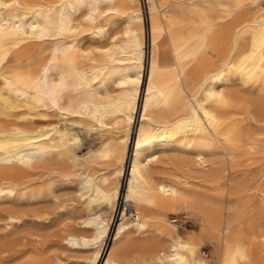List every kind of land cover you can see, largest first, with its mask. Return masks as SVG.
<instances>
[{"label": "bare ground", "instance_id": "6f19581e", "mask_svg": "<svg viewBox=\"0 0 264 264\" xmlns=\"http://www.w3.org/2000/svg\"><path fill=\"white\" fill-rule=\"evenodd\" d=\"M147 1L151 68L136 146L129 155L128 199L136 210H123L116 232L119 251L110 252L105 264H264L256 243L264 234L249 233L238 215L213 199L206 184L193 181L216 177L214 145L225 157L233 156L230 138L222 133L230 102L226 83L233 74L245 83L264 75V15H248L249 0ZM79 12L90 24L86 29L92 40L106 38L110 30L104 22L113 18L122 32L109 34V42L95 44V51L82 44ZM145 35L139 0H0V115L25 107L26 113L41 117L33 128L20 124L21 119L0 125V264H55L59 256L31 245L29 236L32 226L60 214L61 207L79 215L76 227L83 231L68 234L66 243L94 245L90 264L101 262L117 188L113 191L108 173L95 175L88 164L107 165L117 173L127 161L144 80ZM217 39L216 50L211 43ZM30 43H49L48 53L42 48L33 56ZM113 83L117 94H104ZM51 107L102 125L115 120L122 135L107 141L89 161L74 151L79 137L50 119ZM167 162L193 167L194 175L155 168ZM56 171L59 183L43 182L45 173ZM60 186L73 190L64 204ZM151 204L164 211L181 208L198 228L182 235L175 216L166 222L162 216L167 213L151 215ZM22 226L27 227L15 231ZM208 243L214 258L203 251Z\"/></svg>", "mask_w": 264, "mask_h": 264}, {"label": "rangeland", "instance_id": "374dc122", "mask_svg": "<svg viewBox=\"0 0 264 264\" xmlns=\"http://www.w3.org/2000/svg\"><path fill=\"white\" fill-rule=\"evenodd\" d=\"M38 1L40 0H24V4L25 3L32 4ZM41 1H48V0H41ZM139 1L146 27V35H145V43H144L146 54L143 62L144 80L143 83L141 84L142 89L140 90V96L134 110L135 115L133 117V120L131 121V126H130L131 134L129 137L130 140L127 148L128 150V156L126 159L127 161H125L124 166L122 167L123 169L117 172L118 174L114 172L113 167L107 165L97 166V164L95 165V163L88 164V168L95 175L99 176L102 175L103 173H108L111 177V182H112L111 187H113V191L117 188V198L114 201L116 212L114 211L115 214H113L112 217L113 221L110 224V230L104 238L105 248H104V252H103L104 254L102 260L100 263H96V264H105V261L109 256L110 252L117 253V251H119V245H118L119 242L117 243L116 232L118 229V225L121 221L122 212L125 208L128 209L129 213H132L136 210L134 202L128 199L129 184L131 180L130 153H132V150L136 146L139 128L142 120L143 104H144L143 102L147 93V86H148V80H149V74L151 68V55H152L151 54L152 33H151L149 5L147 0H139ZM246 12L248 15L253 17L264 15V0H252V1L249 0L248 5L246 7ZM81 16L82 14L79 12L77 14V18L80 20L77 19V22L79 23L81 22L80 30L82 29V37H83L82 44H84L85 46H88L90 44V46L88 47L94 49L95 51H96L95 44L96 45L106 44L110 40L109 36L113 34L114 31L122 32L121 23L117 22V20L113 18L112 20H108L107 22H104L106 24L105 25L106 30H110L107 32L106 38H103L101 43L92 40L90 38L88 29H86L89 28L90 24L86 19H84V16L82 17ZM111 23L113 24V26L111 25ZM83 25L85 26V28ZM120 32H118V35L121 34ZM219 41L220 40L218 39L213 41L211 43V47L217 50V47L220 46ZM49 47H50L49 43L29 44L30 53L34 54L33 56L39 54V51L42 48L46 49V51L43 53L44 55H46L48 53ZM35 50L37 51V53ZM219 55L220 54H216V56L214 57H218ZM108 91L109 92L112 91L113 93L110 94L112 96H115V94H117L118 92V86L114 83L110 84L108 85L107 91L103 90L102 92L104 93ZM226 91L228 93L230 102L229 105L226 107V111H225L226 121L222 126V133H224L225 136H228L230 138L228 142L233 149V156L231 157V159L225 157L222 150L217 145H214L211 148V150H212V158L215 160L214 172L216 174V177H214L213 181L206 183H202L200 179L199 180L193 179V181L194 183H197L199 185L206 184V187L208 190H210L213 199L219 205H222L224 209L229 210L231 214L238 215L242 219L244 226L249 233L252 234L253 232L257 233L258 231H261L260 233L264 234V75L257 82L255 81V82L245 83V81L239 75L233 74L231 75L230 80L226 83ZM52 108L53 107L47 109L48 112L49 111L51 112L49 114L51 116L49 117L52 118L50 119L54 120L55 124L57 125V128L63 129L68 127L67 129L73 136L79 137L80 141L78 144L75 145L74 151L80 154L82 157H87L89 161L92 160L91 159L92 154H94V152H96L99 148H101L107 141H110L113 138L122 135V127L119 123L115 122V120L114 121L107 120L108 123L102 125L96 123L95 121L90 122L89 120L86 119L84 120V118L80 115L56 112L54 111V108L53 110ZM20 109H18L19 113L8 114L7 117L6 114L0 115V125L2 124L1 126L3 125L12 126L21 119L22 122H20V124L24 123L22 124L23 126L25 127L28 126L29 128L30 127L33 128L32 126H35V123L40 120L41 118L40 115L31 113L34 114L35 115L34 116L26 113L25 107H21ZM43 110H46V107H40V111ZM22 112H25L26 114ZM27 116L29 117L27 118ZM91 151L92 153L90 154ZM164 160L169 161V159L167 158H165ZM173 165L169 164L168 162L159 163L156 165L155 168L160 169L162 167H165L167 170L169 169H172L173 171L176 170L180 174H182L183 171L189 170L179 162ZM88 168L87 170H89ZM76 169L83 170L81 167H77ZM192 169L193 170H189L188 172L192 173L191 175H194L193 172L194 168L192 167ZM54 173L55 174L52 173L53 175L45 173L46 176L43 179V182L59 183L61 181L60 174L58 171ZM46 178L47 180H45ZM196 180H198V182ZM72 187L74 188V185ZM61 190L63 193L61 192ZM65 193L67 194L69 193L68 194L69 196L66 195ZM64 194L66 196H64ZM72 194H73V190L64 189L63 186H60L61 204L69 202L68 198H70L71 197L70 195ZM65 197H67V199ZM77 198L78 197H76V199ZM103 204L105 207L108 206L106 203ZM151 206L153 207V209H149L147 210V212L149 214L152 213L151 215H154L155 214L154 212L167 213L166 216H162V218L166 222H170L171 217L174 216H179L184 220H186L187 228L179 230V232L182 235H186L189 231H193L198 228V225L195 223L194 219L191 218L187 213H184L181 208L176 207L174 210L164 211L159 207H157L156 205L151 204ZM59 213L60 214L53 215L50 218L51 220L48 219L44 223H39L32 226L34 230L32 231L33 235L29 236L30 244L35 247H40L45 252L52 253V255L54 256H59L58 261L55 264H90L93 259L92 256H94V252H93L94 245L74 246L67 244L64 239L68 234L79 235L83 233L82 230H79L76 227V221L78 220L79 215L62 207L59 209ZM129 216H131V214H129ZM69 219H71V221ZM130 219L132 220L134 218L131 216ZM53 221L55 224L52 223ZM254 221H256V223H254ZM26 227L27 226H22L16 229L15 231L22 232V230L25 229ZM259 240L262 241L260 242ZM256 243L259 244L258 248L264 255V237L258 239ZM203 251H205V253L209 255V257L214 258L211 244L208 243V245L203 248ZM125 252L131 253L132 251L128 250L127 248ZM214 262L215 261H213V264Z\"/></svg>", "mask_w": 264, "mask_h": 264}, {"label": "built area", "instance_id": "2783aa9c", "mask_svg": "<svg viewBox=\"0 0 264 264\" xmlns=\"http://www.w3.org/2000/svg\"><path fill=\"white\" fill-rule=\"evenodd\" d=\"M174 222L178 225L180 229H184L187 226V221L179 216L174 217Z\"/></svg>", "mask_w": 264, "mask_h": 264}]
</instances>
